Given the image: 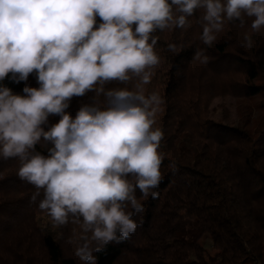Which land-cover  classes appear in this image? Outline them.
<instances>
[{
  "label": "clouds",
  "instance_id": "clouds-1",
  "mask_svg": "<svg viewBox=\"0 0 264 264\" xmlns=\"http://www.w3.org/2000/svg\"><path fill=\"white\" fill-rule=\"evenodd\" d=\"M198 9L208 46L226 21L243 26L250 17L253 31L264 27V0H0V81L35 73L39 84L23 95L0 85V157L19 159L18 177L36 189L31 202L43 190L38 207L55 224L71 217L80 225L75 255L83 264H97L93 252L136 231L133 215L144 211L137 189L158 196L164 133L153 126L163 99L143 87L160 63L153 33L190 26ZM244 41L252 46L250 35ZM194 59L210 61L204 49ZM133 77L135 90L104 88ZM93 90L105 106L83 105L73 118L71 99ZM51 115L60 119L45 130ZM42 141L47 155L36 150Z\"/></svg>",
  "mask_w": 264,
  "mask_h": 264
},
{
  "label": "trees",
  "instance_id": "trees-1",
  "mask_svg": "<svg viewBox=\"0 0 264 264\" xmlns=\"http://www.w3.org/2000/svg\"><path fill=\"white\" fill-rule=\"evenodd\" d=\"M202 14L198 9L186 28L153 33L160 63L143 87L146 95L156 92L163 99L153 126L164 133L158 149L164 157L161 182L152 190L158 196L143 197L137 189L144 211L133 215L136 231L93 252L97 264H264V117L249 131L253 108L245 103L261 96L264 113V27L253 31L250 17H244L243 26L226 21L208 46L200 38ZM246 34L251 47L242 46ZM199 49L210 57L207 64L194 59ZM138 82L133 77L104 88L135 90ZM0 85L20 95L26 85L39 87L35 73L20 83L5 78ZM87 93L71 99L66 111L73 118L83 105L105 106L103 94ZM225 96L236 98L241 124L210 119V101ZM59 119L51 115L43 127L48 130ZM42 144L36 150L47 155L51 145ZM19 167L18 158L0 157V264H83L75 255L84 242L80 225L71 217L57 225L39 209L43 190L32 203L36 189L18 177ZM41 216L45 227L37 223ZM203 236L211 251L202 244Z\"/></svg>",
  "mask_w": 264,
  "mask_h": 264
},
{
  "label": "rangeland",
  "instance_id": "rangeland-1",
  "mask_svg": "<svg viewBox=\"0 0 264 264\" xmlns=\"http://www.w3.org/2000/svg\"><path fill=\"white\" fill-rule=\"evenodd\" d=\"M88 94V93H86ZM85 94V96H86ZM86 99V97H85ZM262 97H254L252 99L246 100V104H249L253 109L250 113V121L246 128L253 132L257 126L258 119L262 116L264 117V113H262L259 105L261 106ZM209 117L213 121H221L226 125H235L241 124V116L242 114L239 113L238 103L236 102V98L232 96H225V97H217L210 101L208 105ZM46 217L41 216L37 218V223L41 227H45L46 224ZM202 244L205 248H210V240L207 236H203ZM211 251V249H209Z\"/></svg>",
  "mask_w": 264,
  "mask_h": 264
}]
</instances>
